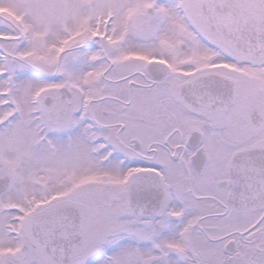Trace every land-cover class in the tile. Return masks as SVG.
Instances as JSON below:
<instances>
[{
    "label": "snow or ice",
    "instance_id": "obj_1",
    "mask_svg": "<svg viewBox=\"0 0 264 264\" xmlns=\"http://www.w3.org/2000/svg\"><path fill=\"white\" fill-rule=\"evenodd\" d=\"M0 264H264V0H0Z\"/></svg>",
    "mask_w": 264,
    "mask_h": 264
}]
</instances>
